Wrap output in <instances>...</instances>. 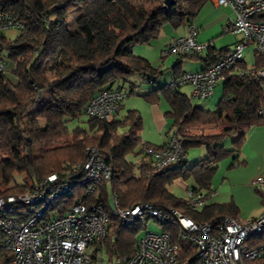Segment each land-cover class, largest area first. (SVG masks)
I'll return each instance as SVG.
<instances>
[{"label":"trees","instance_id":"16d2710c","mask_svg":"<svg viewBox=\"0 0 264 264\" xmlns=\"http://www.w3.org/2000/svg\"><path fill=\"white\" fill-rule=\"evenodd\" d=\"M207 1L173 0L166 7L163 0H0V9L18 17L24 26L13 39L0 32V51H7L13 61L11 72L16 78L12 82L0 72V197L25 193L52 173L75 181L79 174H74L71 167L84 160L88 146H96L103 162L112 167L109 181L99 183L88 196L84 193L86 186H77L71 196L57 198L51 209L62 213L75 197L102 205L109 230L98 245L107 252L132 256L138 235L149 220L120 223L110 212L112 195L124 209L148 202L158 208L184 210L196 222H213L222 215L236 217L238 208L233 202L209 203L193 211L186 198L174 195L168 186L178 179H191L192 189L209 197L214 192L211 179L219 161L230 155L238 158L247 130L264 121V115L258 114L264 107V83L243 61L225 72L221 98L213 110L192 104L189 96L171 91L168 84L142 95L148 102L165 99L170 135L183 142L185 152L190 147L205 146L207 155L192 165L185 159L155 168L152 157L137 147L160 149L164 144L143 142L140 113L128 110L119 117L121 102L112 122L88 116L83 121L85 126L80 125L88 101L105 89L106 73L115 80L137 72L144 81H154L158 70L130 51L128 43H149L164 24L173 28L188 25ZM73 11L75 17L69 23L68 15ZM226 52L223 48L202 56L177 55L172 68L180 74L182 58L190 57L201 60L205 69ZM252 59L254 68L264 64L253 51ZM37 103L40 105L34 118L46 124L42 128L28 127L24 118ZM72 122L76 124L70 126ZM232 132L236 136L227 149L223 141ZM35 144L41 146L38 155L32 152ZM128 155L138 156V160L128 161ZM156 223L177 241V225ZM181 245L180 263L189 260L193 264L195 259H188L193 248L187 243ZM10 260L11 254L0 241V264H10ZM257 261L249 264L260 263Z\"/></svg>","mask_w":264,"mask_h":264},{"label":"built area","instance_id":"2783aa9c","mask_svg":"<svg viewBox=\"0 0 264 264\" xmlns=\"http://www.w3.org/2000/svg\"><path fill=\"white\" fill-rule=\"evenodd\" d=\"M211 2L232 10L233 20L223 27V31L239 34L240 38L214 64L199 71L181 72L169 81L168 88L173 92L190 84L192 96L199 99L210 97L214 88L225 79V72L243 61L249 44L252 51L264 59V0ZM23 27L18 17L0 9V32ZM198 33L199 29L189 22L186 34L173 39L164 54L212 53L208 42L197 40ZM4 68L0 63V71ZM249 70L264 83V64L258 68L252 65ZM123 97L120 90L102 89L88 101L85 114L112 122ZM258 114L264 115V107L258 110ZM138 150L150 155L157 169L186 159L184 144L174 134L168 136L160 149L140 145ZM71 168L74 174H79L75 181L68 182L52 173L25 193L0 197V241L11 254L10 264H104L103 246L98 245L109 230L104 207L75 197L62 213L51 208L57 198L71 196L77 186H86L84 193L88 196L99 183L109 181L112 167L103 162L96 146H88L84 160ZM251 184L261 188L264 176L256 177ZM208 198L201 192L187 189L186 200L193 211L203 208ZM110 199V212L123 225L149 218L179 227L174 242L169 234L147 231L145 225L134 254L121 257L113 253L114 264H191L189 260L179 261L181 243L193 248V254L188 256V259H195L193 264H249L257 260L260 262L257 264H264V213L244 221L222 215L213 222H196L184 210L174 207L158 208L140 202L124 209L119 206L115 195ZM93 245V251L88 253Z\"/></svg>","mask_w":264,"mask_h":264},{"label":"rangeland","instance_id":"374dc122","mask_svg":"<svg viewBox=\"0 0 264 264\" xmlns=\"http://www.w3.org/2000/svg\"><path fill=\"white\" fill-rule=\"evenodd\" d=\"M229 16H232V12L228 13ZM75 17V11L69 13L68 22L72 23L73 18ZM203 13L195 16L197 20L202 19ZM211 18V16L203 19V21H207ZM195 20V21H197ZM209 23V22H207ZM200 26V27H199ZM204 23L198 24L200 28L199 36L208 34L211 27L206 28ZM222 25L215 26L213 30H211L212 38L211 41H208L211 48L215 47L219 49L221 46L230 45L233 40L237 37L238 34H232L231 32L223 33ZM165 29H174L178 32H184L187 29V25L179 26L173 28L169 24H164L160 34L153 39L148 45L141 44H133L135 42L128 43L127 48L131 45H141L139 47L147 48L148 60L151 63L152 67L158 70V73L155 76L153 82H146L142 78V76L137 72H131L125 75V80L127 82L124 83V89L128 90L126 93V98H123V107L119 110V117H122L123 114L129 109H136L140 112L143 119V126L140 131V137L142 141H147L156 145L162 144L165 140L167 132H172L171 128V119L165 115V111H168V104L160 97L158 100V104L156 107L159 111L160 117L163 119V124L159 126L158 118L153 114V105L148 103L143 97V94H146L149 90L156 87L157 85L168 84L169 81L174 77L172 76L171 65L178 57L174 54H165L166 56L161 57V51L156 53L154 45L156 44L157 39H161ZM187 31V30H186ZM20 33V30L17 28L7 29L2 32V34L8 38L13 39L17 34ZM160 37V38H159ZM198 38V36H197ZM249 47H252L249 44ZM167 46L164 47V51ZM129 49V48H128ZM249 49V48H248ZM134 53V52H133ZM136 54V53H134ZM138 55V54H136ZM205 55L202 53L199 56ZM141 56V55H140ZM244 60L251 67L252 63V54L249 51L244 53ZM0 63H2L5 68L3 74L10 79L12 82H16L15 76L12 74L11 70L14 67L13 61L8 58L7 51H0ZM201 66V62L195 59H190L188 57L183 58L182 67L184 69L189 67H198ZM171 76V77H170ZM111 78V77H110ZM121 83V82H120ZM117 82L113 83V86H116ZM134 88L135 93L128 94L130 88ZM180 92L188 95L192 104L199 106L204 110H213L215 105L221 98V84H218L214 90L213 94L206 99H199L193 97L191 95L192 87L190 85L181 86L178 89ZM40 103L35 104L31 109L28 115L24 118V121L28 127L42 128L45 126V122L42 120H38L34 118V111ZM88 118L87 115H83L81 117L82 123L80 125L85 126L83 121ZM76 124V122H72L70 126ZM207 131V130H205ZM195 132V131H191ZM236 134L232 132L224 141L223 145L227 148H231V142L235 138ZM139 147V146H138ZM137 147V149H138ZM136 149V150H137ZM41 151V146H33V154L38 155ZM241 152V151H240ZM207 155V151L205 146H195L187 149L186 152V164L192 165L199 160L203 159ZM128 161L136 162L138 160V156L128 155ZM242 159V155L239 154L238 158H234L233 155L226 156L221 159L217 165V168L211 179V188L215 192V195H210L207 199V204L216 203V204H224L233 202L238 208V214L235 218L238 220L244 221L250 217L256 216L260 214L262 210H264V185L261 188H257L256 186L251 184V181L257 177L259 174H263L262 170L257 172V164L249 162L248 165L240 163ZM264 176V175H262ZM193 185V181L191 179L188 180H175L171 185L168 186L170 192L180 198H187V189L191 190ZM111 203V199H109ZM147 231L161 233L162 228L159 224H157L153 219H149L147 221ZM144 230V229H143ZM141 231L138 235L141 236L144 231ZM93 245L90 249H88V253H91L94 249ZM102 259L104 264H114L115 257L112 253L107 252L106 248L103 246L101 249Z\"/></svg>","mask_w":264,"mask_h":264},{"label":"crops","instance_id":"0c3cea01","mask_svg":"<svg viewBox=\"0 0 264 264\" xmlns=\"http://www.w3.org/2000/svg\"><path fill=\"white\" fill-rule=\"evenodd\" d=\"M229 12H232L231 9L229 8H226V7H221V6H216L214 5L211 0H208L204 5L203 7L200 9V11L198 12V14H201L203 13V17L202 19H199L197 20V18H194L191 22L199 29V32H200V26L198 27V24L200 25V23H204L206 26V28L211 27L210 31L208 34H205V35H202V36H199V33H198V38L197 40L198 41H201V42H208V41H211L210 39L212 38V33L211 30H213V28L215 26H218V25H222V26H225L227 25L228 23H230V21L233 20V17H234V14L232 12V16H229L228 13ZM197 14V15H198ZM211 16V18L207 21H203V19L207 18ZM197 20V21H195ZM209 22V23H207ZM187 30V29H186ZM184 31V32H178L174 29H165L161 39H157L156 40V44L154 45L155 47V50H156V53L161 51V54L162 52L164 51V47L168 46V44L175 38L177 37H181L183 35L186 34L187 31ZM224 33V31H223ZM232 33V32H231ZM233 35L236 33H232ZM160 38V37H159ZM240 38L239 34L237 35V37L233 40V42L230 44V45H224V46H221L219 49H225V50H228L229 48L232 47V45ZM153 40V39H152ZM151 40V41H152ZM150 41V42H151ZM149 42V43H150ZM149 43L147 44H143V45H148ZM133 44H138V43H133ZM142 45V43H139ZM141 45H131L129 48L130 51L138 54L137 56H140L145 58L148 62H149V58H148V53H147V48H144V47H139ZM213 51L214 50H219V49H216L215 47L212 48ZM246 51H249L250 54H252V49L249 47V49L247 48L245 50ZM244 52V53H245ZM135 54V55H136ZM190 58V57H188ZM190 59H194V58H190ZM195 60H198V59H195ZM201 62V66H198V67H189V68H186L184 69L182 67V64L180 65V68H179V73L180 72H184V71H190V72H194V71H199V70H202V68L204 67V64L201 60H198ZM182 62H183V58H182ZM243 62L247 65V63L245 62L244 58H243ZM241 63V62H240ZM252 63H253V59H252ZM251 63V64H252ZM151 64V63H150ZM174 64V63H172ZM252 66V65H251ZM247 67H249L247 65ZM171 70H172V76H175L177 74V70L176 69H173L172 68V65H171ZM127 75V74H126ZM106 77H104V80H103V86L104 88H109V89H114V90H120L123 94H124V97L126 96V93L128 90H125L124 89V83L122 82H127L125 80V75L124 77L122 78H117L115 80L112 79V77L110 78V75L109 73H106L105 75ZM142 76V75H141ZM156 76V75H155ZM171 77V76H170ZM155 79V78H154ZM117 82V85L116 86H113V83ZM121 82V83H120ZM165 85V84H163ZM184 85H190V84H184ZM182 85V86H184ZM159 85H157L156 87H158ZM191 86V85H190ZM156 87L152 88L151 90H149L148 92L154 90ZM132 89H134L133 87L129 89V92L128 94H132L130 93V91H132ZM147 92V93H148ZM222 92V90H221ZM135 90H134V92ZM213 94V93H212ZM192 95V94H191ZM188 96V95H187ZM123 97V98H124ZM123 98L121 100V104H120V107H119V110L123 107ZM126 98V97H125ZM124 98V99H125ZM147 101V100H146ZM148 102V101H147ZM150 104H152L154 107H153V114L155 115L156 118H158V124L159 126H161L163 124V119L162 117H160V114H159V111L156 107V104H158V101L157 102H148ZM129 110H136V109H129ZM168 110H169V107H168ZM128 111V110H127ZM126 111V112H127ZM138 111V110H136ZM119 112V111H118ZM125 112V113H126ZM139 112V111H138ZM167 111H165L166 113ZM140 113V112H139ZM125 115V114H123ZM141 115V114H140ZM142 118V116H141ZM142 126H143V119H142ZM142 129V128H141ZM141 131V130H140ZM171 134V132H167L166 134V137H165V140L162 144H164L168 138V136ZM143 142H147V141H143ZM147 143H150V142H147ZM150 144H153V143H150ZM162 144H159L157 146H160ZM40 146L39 144H35V146ZM156 145V144H154ZM32 151H33V148H32ZM240 154L242 155V159L240 161V163L242 162L243 164L245 165H248L249 162H252L254 164H257V172L259 170H262L263 171V174H259L257 175L258 176H261V175H264V121L261 122V123H258V124H255L253 126H251L247 132H246V135H245V142L244 144L242 145L241 147V152ZM264 213V210H262L260 212V214ZM258 214V215H260ZM256 215V216H258ZM256 216H253V217H250V218H254ZM249 219V218H248Z\"/></svg>","mask_w":264,"mask_h":264},{"label":"water","instance_id":"95a60500","mask_svg":"<svg viewBox=\"0 0 264 264\" xmlns=\"http://www.w3.org/2000/svg\"><path fill=\"white\" fill-rule=\"evenodd\" d=\"M163 2L166 7H169L173 3V0H163Z\"/></svg>","mask_w":264,"mask_h":264}]
</instances>
